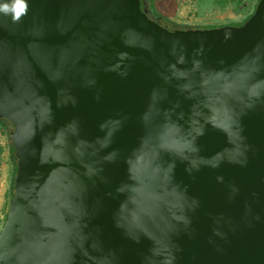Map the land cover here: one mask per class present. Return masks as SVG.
Segmentation results:
<instances>
[{
  "label": "water",
  "instance_id": "95a60500",
  "mask_svg": "<svg viewBox=\"0 0 264 264\" xmlns=\"http://www.w3.org/2000/svg\"><path fill=\"white\" fill-rule=\"evenodd\" d=\"M27 3L0 14V264H264V0L210 29Z\"/></svg>",
  "mask_w": 264,
  "mask_h": 264
},
{
  "label": "rangeland",
  "instance_id": "374dc122",
  "mask_svg": "<svg viewBox=\"0 0 264 264\" xmlns=\"http://www.w3.org/2000/svg\"><path fill=\"white\" fill-rule=\"evenodd\" d=\"M153 1L156 2V11H162V9L157 6L160 1L152 0L151 4L153 8ZM255 2L256 0H180L177 10H183L184 12L168 19L177 24L190 27L238 23L251 12ZM11 130V125H9L7 129L0 126L1 141L4 148V150H2L4 154L1 156V161L3 165L2 172L4 174L3 185L5 189L0 199V228L4 221L11 195L10 184L12 181L13 164L10 157V140L8 137V132Z\"/></svg>",
  "mask_w": 264,
  "mask_h": 264
},
{
  "label": "trees",
  "instance_id": "16d2710c",
  "mask_svg": "<svg viewBox=\"0 0 264 264\" xmlns=\"http://www.w3.org/2000/svg\"><path fill=\"white\" fill-rule=\"evenodd\" d=\"M257 2V0H256ZM256 2L254 3V6L251 10V12L240 22L238 23H231V24H223V25H240L244 20H246L253 12L254 8H255V4ZM152 0H144V4H145V8L148 12V15L147 17L150 18L151 20H153L154 22H157L158 24L162 25V26H165V27H168V28H180V29H210V28H213V27H217V26H222V25H210V26H200V27H190V26H187V25H180V24H177L171 20H169L167 17L159 14L152 6ZM9 122H5L3 120H0V126H3L5 129L8 128L9 125L12 126L11 123ZM10 132V131H9ZM8 132V133H9ZM10 140V139H9ZM10 157L12 159V164H13V170H12V181H11V184H10V193L12 192V183H13V178H14V174H15V157L13 155V149H12V146H11V140H10Z\"/></svg>",
  "mask_w": 264,
  "mask_h": 264
},
{
  "label": "crops",
  "instance_id": "0c3cea01",
  "mask_svg": "<svg viewBox=\"0 0 264 264\" xmlns=\"http://www.w3.org/2000/svg\"><path fill=\"white\" fill-rule=\"evenodd\" d=\"M159 1L160 2L158 3L157 6L159 8H161L162 11L159 10L158 13H160L161 15H163V16L169 18V19H171V18H173V17H175L177 15H180V14H182L184 12L183 10L182 11L177 10V6H179V1L180 0H159ZM155 3L156 2L153 1L154 9L156 10L157 8H156V4ZM164 8L165 9L167 8V9L165 10ZM2 150H4V148L2 146L1 133H0V170H1V172H0V199H1V196L4 194V191H5L4 185H3L4 184V179H3L4 174L2 172L3 165H2V161H1V159H2L1 156L4 154V151H2Z\"/></svg>",
  "mask_w": 264,
  "mask_h": 264
},
{
  "label": "clouds",
  "instance_id": "9594fccd",
  "mask_svg": "<svg viewBox=\"0 0 264 264\" xmlns=\"http://www.w3.org/2000/svg\"><path fill=\"white\" fill-rule=\"evenodd\" d=\"M27 0H5L0 3V14L10 16L12 22H19L28 12Z\"/></svg>",
  "mask_w": 264,
  "mask_h": 264
},
{
  "label": "flooded vegetation",
  "instance_id": "af4514ba",
  "mask_svg": "<svg viewBox=\"0 0 264 264\" xmlns=\"http://www.w3.org/2000/svg\"><path fill=\"white\" fill-rule=\"evenodd\" d=\"M140 7H141V8H142V7H145L144 0H140ZM145 9H146V8H145ZM146 14L148 15L147 10H146ZM1 120L5 121V122H9V121H7L6 119H1ZM9 123H10V122H9Z\"/></svg>",
  "mask_w": 264,
  "mask_h": 264
}]
</instances>
